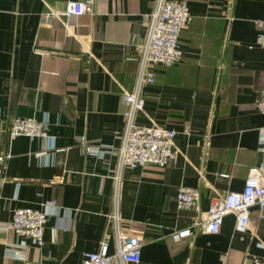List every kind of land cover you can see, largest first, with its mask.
<instances>
[{"label": "crops", "instance_id": "crops-1", "mask_svg": "<svg viewBox=\"0 0 264 264\" xmlns=\"http://www.w3.org/2000/svg\"><path fill=\"white\" fill-rule=\"evenodd\" d=\"M67 1L0 0V153L10 154L0 165V264H80L105 231L108 251L115 249L106 214L117 156L90 154L83 144H119L128 108L121 88L134 89L144 15L155 0H94L92 13H49L63 12ZM187 4L181 58L153 64L155 80L141 87L144 111L136 112L138 122L175 129L179 152L164 165L121 173V226L141 245L137 261L114 264H249L264 253L256 206L248 227L228 213L217 232L197 230L196 212L176 206L177 187L195 186L205 210L217 193L241 190L261 160L264 112L255 103L264 89V44L255 20L264 19V0ZM14 116L46 118L52 139L10 136ZM48 200L57 211L47 215L42 244L26 238L23 259L6 256L18 240L8 227L13 210Z\"/></svg>", "mask_w": 264, "mask_h": 264}, {"label": "built area", "instance_id": "built-area-1", "mask_svg": "<svg viewBox=\"0 0 264 264\" xmlns=\"http://www.w3.org/2000/svg\"><path fill=\"white\" fill-rule=\"evenodd\" d=\"M94 0H68L65 10L58 12L50 9L55 16L84 14L93 12ZM192 18L187 0H155L153 9L144 15L146 35L141 43L139 66L135 77L133 90L122 87V97L128 103L125 111V124L122 132H118V145L100 143L95 146L83 144L90 154L104 156L116 153L117 160L111 169L114 180L112 206L107 212V224L113 228L115 249L108 251L107 233L105 231L96 250L85 251L80 264H114L116 259L137 261L141 238L134 232L126 231L121 226L119 211L120 179L125 169H132L143 164L164 165L176 157L179 149L175 143L176 130L161 125L153 119L148 123L136 120L137 110L144 111L143 99L140 95L144 83L155 80L153 64L172 65L181 58L182 50L179 45L180 31L188 25ZM258 28L257 42L264 44V19L255 20ZM256 108L264 112V89L256 100ZM184 132L191 130L190 123L183 124ZM258 133V151L261 160L249 168L241 190H231L217 193L211 198L205 210L200 208V190L195 186L179 185L176 191V206L191 208L196 212L192 225L204 232H217L225 214L232 213L243 227H248L249 208L256 206L260 217L264 218V126ZM10 136L24 134L52 139L48 131L47 119H36L31 116H14L9 125ZM53 147V146H50ZM9 152L0 153V165L9 156ZM1 181V180H0ZM57 208L53 201L43 202L39 208L24 206L17 207L12 212L8 227L12 228L18 240L8 244L5 255L19 259L25 257L28 245L26 238L35 245L43 242L44 224L47 215L54 213ZM20 237V238H19ZM264 248V242L258 243ZM249 264H264V253L252 255Z\"/></svg>", "mask_w": 264, "mask_h": 264}]
</instances>
